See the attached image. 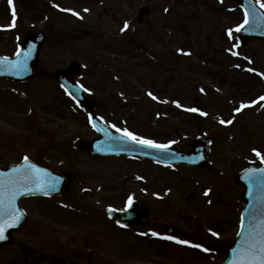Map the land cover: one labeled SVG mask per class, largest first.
Wrapping results in <instances>:
<instances>
[{
  "label": "rangeland",
  "instance_id": "374dc122",
  "mask_svg": "<svg viewBox=\"0 0 264 264\" xmlns=\"http://www.w3.org/2000/svg\"><path fill=\"white\" fill-rule=\"evenodd\" d=\"M171 1L175 34L169 38L166 29L161 39V0H15L14 25L9 0H0V54L14 55L30 32L47 34L35 78L23 84L0 78V155L39 158L70 172L73 180L55 207L36 198L24 201L30 219L18 238L26 245L86 264H218L224 259L221 249L237 235L244 203L236 175L264 157V101L259 100L264 41L240 45L235 29L245 15L236 2ZM142 5H149L151 14L139 25ZM120 9L128 19V36H138L145 50L132 52L128 37L118 36L121 20L116 21L115 11ZM171 40V61L165 66L160 55ZM73 61L84 65L77 79L103 102L95 111L103 112L109 124L123 130L129 124L142 139L186 150L204 132L212 141V169H169L125 157L99 162L75 153L73 141L91 138L94 131L88 113L66 99L52 77ZM109 97L114 102L108 103ZM196 106L203 118L188 111ZM105 176L109 193L98 183ZM80 185L95 189L84 191ZM129 197L149 205L146 225L125 229L106 220L107 207H122ZM167 225L183 231L192 244L149 237V230L163 235ZM196 244L203 247L191 246ZM27 256L18 246L0 247V264H23Z\"/></svg>",
  "mask_w": 264,
  "mask_h": 264
},
{
  "label": "water",
  "instance_id": "95a60500",
  "mask_svg": "<svg viewBox=\"0 0 264 264\" xmlns=\"http://www.w3.org/2000/svg\"><path fill=\"white\" fill-rule=\"evenodd\" d=\"M248 16V22L245 27L240 31V41L245 44L251 39L264 40V10L258 4L252 0H238ZM142 14L146 13V8L142 9ZM44 36L40 33L29 34L24 43L21 45L18 52L25 54L31 49V55L27 60V70L18 72L15 70V64L18 59H23V55L19 58L17 54L14 58L1 57L0 56V76L17 79L28 80L35 74V64L38 62V55L41 49ZM6 58V59H5ZM82 71V66L75 62L68 68L60 69L56 73V79L71 92L78 101L85 107H90V101L88 91L79 83L75 82L73 77ZM95 125L103 135V138L94 141L77 140L74 143L76 148L93 149L92 155H114V154H129L139 155L145 158H150L166 164L186 163L197 166H208L207 154L210 150V141L204 138L195 140L192 144L193 150L186 153L182 147H170L166 149H156L146 147L140 144H136L133 141L126 138L121 133H117L108 128L98 119L95 120ZM33 165L37 169H41L47 175L43 177L38 187L36 184L28 182L27 184L14 183L28 168V164H22V166L13 167L8 170L10 173V182L4 180L0 181V199L4 201L7 197H12L15 192V198L11 201V207L13 209V215H5L0 224L7 221L8 224H13L12 227L5 226L4 236L5 238L0 240V244H11L15 241L11 235L12 230H19L23 227L26 215L22 209H20L18 202L23 196L32 194H55L58 192L56 186L53 190L42 191L41 188L48 184H55L57 182V175L48 170L41 168L35 164ZM253 169L257 172L254 175H249ZM263 167H251L243 171L240 175V182L245 186L244 198L246 202L244 204V210L242 214L243 229L239 233L235 242L229 246V255L224 264H233L234 253L236 250L242 247L245 237L249 232H256L258 230H264V173L259 170ZM64 179V177H63ZM62 179V180H63ZM61 184V182H58ZM65 184V183H64ZM63 184V185H64ZM18 189V191H17ZM28 189H31L29 191ZM7 209V206H2ZM110 214L118 219L122 223H138L139 220L147 215V211L143 205L135 202L133 206L126 212L110 211ZM14 216H19V221L14 220ZM174 229L168 228L167 234L171 235L175 233ZM30 264H39L32 262Z\"/></svg>",
  "mask_w": 264,
  "mask_h": 264
},
{
  "label": "snow or ice",
  "instance_id": "6c2138e0",
  "mask_svg": "<svg viewBox=\"0 0 264 264\" xmlns=\"http://www.w3.org/2000/svg\"><path fill=\"white\" fill-rule=\"evenodd\" d=\"M12 0H9V4L11 5ZM264 7V4L261 5ZM62 11H66L62 9ZM87 11V9L85 10ZM72 15H78L75 12H72ZM15 23V12L13 11V25ZM245 23H247V20H245ZM244 25H241L235 31L239 32L241 28H243ZM128 28V24L125 23L123 30H126ZM229 37L232 35V31L230 30L228 32ZM236 53H233L235 55ZM21 55H23V59H18L15 64V70L18 72H23L27 70V60L31 55V49L25 54H21L20 52L17 53V57L19 58ZM6 59V58H5ZM249 71H252V69H249ZM63 87V85H62ZM65 91H68V89H65ZM69 95H72L71 92H69ZM151 96L153 100L156 99L155 96H152L151 93L148 94ZM260 101H264V96L259 98ZM179 107V105H177ZM250 105H241V108H247ZM238 109L237 111H239ZM188 111L196 112L197 109H188ZM201 115H206L205 113H200ZM91 121V117L89 118ZM221 124H224L225 121L221 120ZM228 124H231L232 121H227ZM117 131H121L120 129H117ZM122 135L126 136L129 140L133 141L136 144H140L146 147L150 148H156V149H166L167 145H160L156 144L155 142L151 140L142 139L138 136H135L133 133L129 132L127 129L123 130ZM254 154L257 157H261V154L253 150ZM25 164L28 163V158H24ZM261 163H264V157H261ZM261 173H264V169L259 170ZM257 172L256 169H253L252 172L249 173V175H254ZM47 174L44 173L41 169L35 168L33 165L28 164V171H25L14 183L19 184H27L28 182L36 184L38 187L40 186V182L43 179L44 176ZM139 179V177H138ZM55 188V184H48L45 187L41 188L42 191H48L53 190ZM31 191V189H28ZM18 191V189H17ZM15 192L13 193V196L9 199V207L7 209H4L3 207H0V220L3 219L5 215L12 216L13 215V209L11 207V201L15 198ZM205 195H208L206 192ZM3 202L0 201V204ZM128 205L129 207L132 205V198L129 197L128 199ZM14 220L16 222L19 221V216H14ZM12 227L13 224H8L7 221H4V223L0 224V240L4 239V227ZM123 226V225H121ZM241 229H243V220L241 221ZM153 236L156 235V233H152ZM213 236H216L217 234L215 232L212 233ZM165 239H170V237H164ZM177 243H187V241H176ZM192 247H199V245H191ZM204 251H207V249H202ZM233 264H264V230H258L256 232H249L248 236L245 237V240L243 241L242 247L236 250V253H234V260Z\"/></svg>",
  "mask_w": 264,
  "mask_h": 264
},
{
  "label": "flooded vegetation",
  "instance_id": "af4514ba",
  "mask_svg": "<svg viewBox=\"0 0 264 264\" xmlns=\"http://www.w3.org/2000/svg\"><path fill=\"white\" fill-rule=\"evenodd\" d=\"M163 5H161L158 9V11L160 12V15H161V21H158V24H163L162 28L158 29L157 32L159 33V36L161 39H165L166 36L168 35L166 32H164V30L166 29H170V33H169V38L173 36L174 33V30H173V22H174V8H173V3L171 0H161ZM169 8V9H168ZM151 14V8H150V12ZM149 14V15H150ZM148 15V16H149ZM148 16H146V18L144 19L143 22H139L137 24L139 25H143L145 22H146V19L148 18ZM115 18H116V21L118 20H121V25H120V28H121V31L118 33V36L120 37V39H122L124 41V39H126L128 37V32H129V23H128V19H127V16L123 14V12L120 10H116L115 11ZM125 23L128 24V28L126 30H123L122 29L124 28V25ZM168 26V28H167ZM163 29V30H162ZM171 35V36H170ZM173 40V39H172ZM170 41V50H171V47L173 45V41ZM125 43V42H123ZM163 43H165V41H163ZM168 55V62L171 61V56L172 53L171 52H168L167 53ZM17 160H12V159H6L5 157H3L2 155H0V164H2L3 166H8L9 164L13 163V162H16ZM102 178V177H101ZM99 184H101V189H104V192L105 193H109V191L111 190V186H110V181H109V177L105 176L104 179H101L99 182ZM73 187V184L72 182H69L68 183V186L65 190V193L64 195H62L61 197H64L65 195L69 194L70 190L72 189ZM93 189L95 187H92ZM89 237H92V235H89ZM88 237V238H89ZM89 240V239H88ZM27 252H29L28 256L30 258H33V256L35 257H38L39 260L43 261V262H47L48 260L51 261L52 264H67L65 262V257L62 259H58L57 257H51V255H49V253H46L45 255H43L41 258H40V250L39 249H33L32 247H29V249L27 250ZM38 252V253H37ZM31 253V254H30ZM54 259H56V261L54 262ZM67 259V258H66ZM28 260V258H25V262ZM68 260V259H67ZM76 264H86L85 262H81V261H77V260H74Z\"/></svg>",
  "mask_w": 264,
  "mask_h": 264
}]
</instances>
